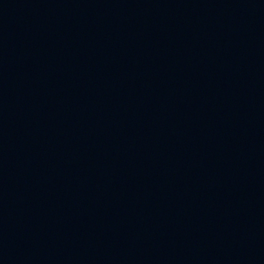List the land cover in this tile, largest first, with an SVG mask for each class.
Here are the masks:
<instances>
[{
	"label": "water",
	"instance_id": "water-1",
	"mask_svg": "<svg viewBox=\"0 0 264 264\" xmlns=\"http://www.w3.org/2000/svg\"><path fill=\"white\" fill-rule=\"evenodd\" d=\"M94 0H0V171Z\"/></svg>",
	"mask_w": 264,
	"mask_h": 264
}]
</instances>
